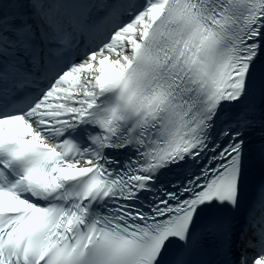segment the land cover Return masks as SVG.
Segmentation results:
<instances>
[{
  "label": "snow or ice",
  "instance_id": "6c2138e0",
  "mask_svg": "<svg viewBox=\"0 0 264 264\" xmlns=\"http://www.w3.org/2000/svg\"><path fill=\"white\" fill-rule=\"evenodd\" d=\"M0 264H264V0H0Z\"/></svg>",
  "mask_w": 264,
  "mask_h": 264
}]
</instances>
